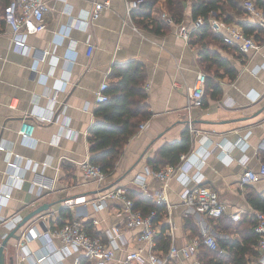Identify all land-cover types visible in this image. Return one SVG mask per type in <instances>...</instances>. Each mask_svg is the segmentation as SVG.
<instances>
[{
    "label": "crops",
    "instance_id": "0c3cea01",
    "mask_svg": "<svg viewBox=\"0 0 264 264\" xmlns=\"http://www.w3.org/2000/svg\"><path fill=\"white\" fill-rule=\"evenodd\" d=\"M96 2H106L97 19L87 27L77 24L76 19L92 10ZM48 6L45 28L26 36L24 52L10 47V29L2 22L0 11V144L5 147L0 150V230H8L1 224L3 218L16 213L23 218L41 204H49L47 210L17 231L21 235L19 240L9 241L4 249L5 264H72L79 254L63 258L54 255L38 263L36 258L41 255L43 245L25 238L30 230L43 232L72 218L83 222L97 219L99 222L91 227L97 236L106 239V230L111 225L123 226V218L115 216L118 205L115 202L102 210L90 204L105 189L125 186L166 208L164 202L156 199L164 182L151 172L169 166L160 151L184 135L189 137L187 176L200 174L202 183L217 192L226 207L224 216L232 220L231 214L239 212L241 218L232 220L234 223L250 217L257 209L248 202L247 195L264 198V178L242 185L240 177L246 169L257 171L264 161V44L258 50L243 53L237 46H226L220 40L208 43V49L225 58L236 70L231 78L224 67L201 61L198 47L178 34L177 23L170 24L161 18L162 13H167L162 0L151 10V19L161 24L159 28L145 26L141 17L133 18L132 12L138 8L128 14L125 0H50ZM184 7L182 23L190 27L193 23L190 2ZM241 18L254 22L246 14ZM256 29L259 30L257 24ZM259 31L258 39L255 33L250 35L264 41V31ZM89 45L93 46L90 55ZM129 61L143 66L142 87L150 114L124 145L114 171L98 184L85 179L79 166L82 160H91L87 136L96 120L95 91L103 81L109 85L114 82L112 71ZM199 72L207 76L206 87L202 104L191 106L189 90ZM54 90L57 97L53 101ZM32 114L51 120H39ZM189 119L195 130L193 136ZM23 121L33 125L32 134L25 141L17 133ZM144 123L145 127L140 129ZM7 161L16 164L15 180L9 176ZM182 178L177 170L165 186L170 207L155 222L156 236L164 225L169 245L186 244L197 237L187 226L190 217L199 235L228 238L212 219L182 202ZM32 180L44 187H33ZM15 181H20L17 186ZM9 189V197L1 198ZM77 197L88 202L70 207L64 204L65 200ZM169 220L174 225L172 230ZM138 231V228L123 229L125 242L118 256L138 248L146 256L148 246L136 240ZM51 244L56 248L62 246L57 237L51 238ZM154 249L157 254L167 251L163 252L157 240ZM29 252L30 257L26 256ZM178 262L183 264L182 260Z\"/></svg>",
    "mask_w": 264,
    "mask_h": 264
},
{
    "label": "built area",
    "instance_id": "2783aa9c",
    "mask_svg": "<svg viewBox=\"0 0 264 264\" xmlns=\"http://www.w3.org/2000/svg\"><path fill=\"white\" fill-rule=\"evenodd\" d=\"M50 0H9L5 5L2 13V22L10 29V47L16 52H24L26 50L25 38L29 34L39 32L45 28L44 15L49 10L48 2ZM264 4V0H260ZM143 0H125L126 11L129 14L132 10L139 8ZM106 4L96 2L94 8L90 11L83 12L81 19H76L77 24L83 23L85 27L89 22L97 19L101 7ZM241 6L246 12V15L250 17L257 24V28L264 31V7L257 5L255 0H243ZM161 18L167 23H174L173 19L168 13H162ZM209 25L211 30L221 36L222 41L227 45L237 46L241 52L245 53L249 50H258L263 44V40H256L253 36L246 34L239 25L234 23L225 22L223 19L211 13L209 17ZM76 24V23H75ZM200 20L193 21L191 26L177 23L178 34L186 41H189L190 33L193 29L199 26ZM93 50V46H88V54L90 55ZM206 74L199 72L196 75L195 82L189 90V97L191 98V106H200L202 104V94L206 81ZM176 85V84H175ZM108 83L103 81L97 90L95 91L94 102L95 104L103 103L109 99L107 92ZM57 91L54 90L51 95V100H56ZM33 115V114H32ZM34 117L39 120L49 121L51 118L35 114ZM145 127V123L140 125V129ZM188 127L190 133H195V130L188 120ZM33 125L27 121H23L17 130L21 140H26L32 134ZM4 145L0 144V150H4ZM15 156L18 157L17 154ZM188 163V153H182L179 156V163L175 166L169 165L157 171L151 172L155 178L164 182V186L157 192V202H164L166 209L170 207L165 186L169 179L173 177L177 170H180V176L182 175L183 190L180 192L182 202L194 209L195 211L202 213L210 218H218L225 213V205L219 200L218 194L211 187L202 183L201 175L194 173L190 178L187 176L186 171L190 168ZM29 165V164H28ZM10 177L13 176L14 180L18 178V173L14 169L16 164L11 161H7ZM81 173L85 179L103 183L104 179L108 175L103 171L100 166L93 163L89 158L82 160L79 164ZM260 178H264V161L259 164L257 171L246 169L241 177L240 183L242 185L251 184ZM193 182V185H189V182ZM20 181H15L17 186ZM142 185L144 182L142 181ZM32 186L39 189L44 187L41 182L32 180ZM10 189L8 192H4L1 198H8L10 195ZM88 202L84 197H77L73 199H67L64 204L67 206H74L75 204ZM90 204L97 210H102L108 206L110 202H115L117 205L114 212L116 217L123 218V226L119 224L111 225L106 230V239L102 237L91 236L85 228L83 220L78 218H72L70 221L65 222L62 225L49 226L44 229L43 232H35L30 230L28 235L25 236L27 240H36L40 242L43 247L41 255L36 258L38 263L44 262L46 259L51 258L54 255L63 258L64 256L77 253L78 256L84 257L88 260L89 264H175L179 263V260L183 261V264H201L197 258L199 246L205 245L211 250H217L219 253H225V249L219 247L214 235L204 234L202 238L194 237L191 241L177 246L175 243L170 242L166 253L160 255L157 254L154 247L156 246V234L157 228L154 223L156 211L152 210L148 214H143L139 209L134 208V203L128 194V189L125 186H117L111 189H105L92 200ZM254 220L253 231L257 236L256 250L257 254L249 256L246 264H264V211L255 210L254 213L249 215ZM231 218L234 221H238L241 218L239 212L231 214ZM22 216L18 213L3 218L1 224L8 230L14 228L18 222H20ZM91 224L95 225L99 221L97 219L90 220ZM169 226L172 230L174 225L169 220ZM125 228H138L139 231L136 234V240L145 243L148 246V252L144 257L142 255V248L135 250H127L122 256H118L117 252L123 242V229ZM171 232L169 235L171 236ZM57 237L60 239L62 246L56 248L51 243V238ZM21 241V239H20ZM19 241V243H20ZM24 243V240H22ZM30 252L26 256L30 257ZM76 257L72 264H78L79 257Z\"/></svg>",
    "mask_w": 264,
    "mask_h": 264
},
{
    "label": "trees",
    "instance_id": "16d2710c",
    "mask_svg": "<svg viewBox=\"0 0 264 264\" xmlns=\"http://www.w3.org/2000/svg\"><path fill=\"white\" fill-rule=\"evenodd\" d=\"M8 1L0 0L1 12ZM158 1L161 0H143L139 8L132 12V17H141L145 26L161 27V24L151 19V10ZM162 1H164L166 11L174 23L183 21L185 3L190 2L191 18L193 21L200 20V24L190 33L189 44L198 47L201 61L210 62L215 64L216 67H224L231 78L235 76L236 70L229 66L225 58L208 49V43L211 40H220L227 46L222 41L221 36L215 34L210 28L208 21L211 13L213 12L215 16L225 22L239 24L248 35L255 33L254 37L256 39L261 36L260 31L256 29L255 22L242 20V14H246L240 4L243 0ZM255 1L258 6L264 7L260 0ZM111 75L116 80L110 85L108 84L109 99L98 104L95 110L96 120L89 128L87 136L91 161L98 164L107 174L114 171L124 145L131 135L136 132L139 123L146 120L150 114L145 102L146 94L142 87L145 75L141 63L129 61L112 71ZM206 82L207 77L204 89ZM188 148L189 137L184 135L180 141L164 146L160 151V156L164 158L166 164L176 165L180 154L186 152ZM128 194L134 203V208L139 209L143 214H148L152 210L156 211L154 223L164 215L166 210L164 204L153 203L142 192L134 189H129ZM247 200L257 210L264 211V198L248 194ZM210 219L215 222L217 229L227 233L228 238L220 237L216 239L219 247L225 249V253H219L217 250H211L201 244L197 254L201 264H246L249 256L257 254V236L253 231L254 220L251 217L245 218L237 224L224 215ZM186 222L192 231V235L202 238L190 217H187ZM84 225L91 236L97 237L98 233H94L95 230L91 227L90 221L84 222ZM164 229L165 226L163 225L161 232L155 238L163 252L167 250L169 245V238L164 235ZM232 234L235 236L231 237ZM78 264H89V262L86 258L80 257Z\"/></svg>",
    "mask_w": 264,
    "mask_h": 264
},
{
    "label": "water",
    "instance_id": "95a60500",
    "mask_svg": "<svg viewBox=\"0 0 264 264\" xmlns=\"http://www.w3.org/2000/svg\"><path fill=\"white\" fill-rule=\"evenodd\" d=\"M49 207V204H41L40 206L36 207L33 210H30L22 219L20 222L17 223V225L7 231L3 232L0 230V264H5V252L4 249L9 243L11 239L19 240L20 234H18V230L24 225L28 220L33 218L34 216L39 215L41 212L47 210Z\"/></svg>",
    "mask_w": 264,
    "mask_h": 264
},
{
    "label": "rangeland",
    "instance_id": "374dc122",
    "mask_svg": "<svg viewBox=\"0 0 264 264\" xmlns=\"http://www.w3.org/2000/svg\"><path fill=\"white\" fill-rule=\"evenodd\" d=\"M16 252H17V250H16Z\"/></svg>",
    "mask_w": 264,
    "mask_h": 264
}]
</instances>
